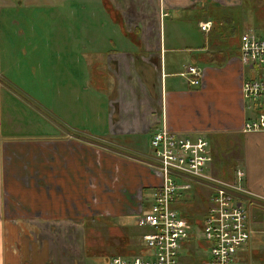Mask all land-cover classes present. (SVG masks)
Here are the masks:
<instances>
[{
  "label": "crops",
  "instance_id": "obj_1",
  "mask_svg": "<svg viewBox=\"0 0 264 264\" xmlns=\"http://www.w3.org/2000/svg\"><path fill=\"white\" fill-rule=\"evenodd\" d=\"M0 1L9 9L20 2ZM21 1L19 7L43 2ZM95 1L98 9L83 17L82 42L54 46L60 66L74 65L82 53L81 123L67 78L40 81L51 89L49 105L37 91L10 94L2 61L27 53L21 46L9 53L0 38V264H78L70 227L82 228L84 248V230L94 219H121L126 230V215L145 210L143 200L158 183L149 167L150 141L163 125L183 138L203 136L212 155L210 174L230 181L241 169L244 186L260 198L251 202L264 206V132L243 131L258 106L241 95L250 78L239 60L241 0ZM40 13L29 11L28 23L2 16L0 33L1 23L4 34L35 33ZM166 18L176 36L171 28L167 42L161 35ZM209 22L208 32L201 31L200 24ZM188 66L202 72L200 86L181 76Z\"/></svg>",
  "mask_w": 264,
  "mask_h": 264
},
{
  "label": "built area",
  "instance_id": "obj_2",
  "mask_svg": "<svg viewBox=\"0 0 264 264\" xmlns=\"http://www.w3.org/2000/svg\"><path fill=\"white\" fill-rule=\"evenodd\" d=\"M210 26L209 22L200 24L199 28L208 32ZM239 60L250 75L242 83V99L258 106L257 116L244 123L243 131L264 132V76L261 74L264 36L251 30L242 33ZM181 76L191 86H200L202 72L199 69L188 66ZM150 147L152 162L149 167L155 170L159 179L145 210L140 206L135 219L136 226L143 230L140 239L143 245L140 253L143 254L112 256L108 264H241L247 256L243 249L249 248L251 242V228L256 229L259 225L260 217L256 213H264L263 205L251 202L260 198L244 186V172L236 169L230 181L211 175L212 155L205 138H183L165 125L152 136ZM187 180H195L212 191L199 229H194L176 211L177 198L189 189L185 184ZM201 241L208 254L198 261L199 253L192 245L196 243L200 247Z\"/></svg>",
  "mask_w": 264,
  "mask_h": 264
},
{
  "label": "rangeland",
  "instance_id": "obj_3",
  "mask_svg": "<svg viewBox=\"0 0 264 264\" xmlns=\"http://www.w3.org/2000/svg\"><path fill=\"white\" fill-rule=\"evenodd\" d=\"M12 1L14 2V0ZM43 2L38 3L41 4L42 7H37L34 2H32V7L28 4H23L22 7H19V5L23 3V1L20 0L19 3L15 4V8L9 9L0 1V19H2V16L6 17L12 15V17L17 18L20 22H27L30 17L24 18V16L28 14L29 11L36 10L37 13L41 12L37 17V29L35 33H31L27 30L22 35L15 36L4 34L5 26L1 23L0 38L2 48L7 46V51L14 54L19 51V47L21 46L22 48H26L27 53L26 58L21 59L12 56L11 58L9 57V61H2L1 69L4 70V68H7V74L3 76L7 80L10 79L12 82V89L14 90V93H10L12 96L15 97L17 93L21 95L23 91L27 90H30L31 94L35 96L37 91L38 94H42L44 102L48 105L50 104L51 89L47 84L41 85L40 81L42 79H47L49 75L54 76L56 74L63 78H67L70 82V87L75 91L76 109L80 111L75 114L76 117H80V119H76V123H81L83 117L81 111V84L84 71L81 58L82 53L80 52L74 65H70L69 67L61 65V67L59 61L56 59L54 46L58 43L67 45L76 41L82 42L83 35L81 27L85 24L83 18L84 14L98 9L99 3L95 0L92 2H87L85 0H56L53 2V5L47 3L50 2V0H43ZM240 2V7L244 5L246 7L244 12H242L244 13L243 17H245L238 21L239 24L237 23L239 28H241V33L251 30L258 36H264V0H241ZM259 10L261 12H259ZM234 12L237 16V9H235ZM98 20H102V18L97 17L96 21L98 22ZM170 23V18L161 20V35L162 38L164 36L166 42L170 38V36H168V31H170L171 28L172 38L176 37L172 35L174 27ZM94 26H98V24L92 22L93 29ZM107 27L113 29L115 25L109 24ZM186 33H188V29ZM34 43L36 46L31 48L30 45ZM117 47L118 46H113L112 48L116 49ZM56 64L59 66V73H54L55 66H57ZM184 68L185 67H182L181 71H183ZM261 74L264 76V68L261 69ZM34 83L36 87L33 85ZM78 98H80V101H78ZM17 99L18 106H23L22 103L24 102L22 99L19 96H17ZM219 165H221V163ZM219 175L221 176V172H219ZM185 184L188 185L190 189L182 192L180 197L177 198L176 211L181 217L187 219L194 229H199L201 226H199V224H202L205 219L212 191L195 180H187ZM148 200L149 199L143 200L144 205L148 203ZM243 204L248 211L251 213L254 212L247 207L245 202ZM118 209L122 211L119 207ZM256 215L260 217L258 222L259 225L256 229L254 227L251 228V242L249 243V248L246 247L243 249L247 256L241 264H258V259L264 261V213L257 212ZM135 218L134 214L132 216L126 215L124 219L128 224L126 230H124V227H121L124 224H122L121 219L118 218H114V221L113 218H107L106 220L108 223L102 218V220H92V222L89 223L88 230H84V235L87 239L85 244L90 246H87L86 250L84 249V242L80 240V237H82V228L77 226L70 227L72 231H75L72 236H76L77 239L76 249H78V254L75 255V263H80L81 254L83 258L82 264H108V259L112 256H127L132 253V255H142L143 252L140 253V250L143 249V245L140 239L143 230L136 226ZM52 228L55 229V227ZM59 231H61V228ZM129 233L131 235H129ZM125 235H128V240L122 239ZM131 244V249L127 248ZM192 248L199 253L197 257L198 261H201L208 254L207 250L206 252L204 251L205 247L202 241L200 247L195 243L192 245Z\"/></svg>",
  "mask_w": 264,
  "mask_h": 264
},
{
  "label": "trees",
  "instance_id": "obj_4",
  "mask_svg": "<svg viewBox=\"0 0 264 264\" xmlns=\"http://www.w3.org/2000/svg\"><path fill=\"white\" fill-rule=\"evenodd\" d=\"M259 12H260V10H259ZM132 254H130V255H132ZM130 255H127V256H130ZM254 257H256V256H254ZM257 261H258V264H264V261L262 259H258Z\"/></svg>",
  "mask_w": 264,
  "mask_h": 264
},
{
  "label": "flooded vegetation",
  "instance_id": "obj_5",
  "mask_svg": "<svg viewBox=\"0 0 264 264\" xmlns=\"http://www.w3.org/2000/svg\"><path fill=\"white\" fill-rule=\"evenodd\" d=\"M86 250V248H84ZM87 252H90V251H87ZM108 263H109V259H108Z\"/></svg>",
  "mask_w": 264,
  "mask_h": 264
}]
</instances>
